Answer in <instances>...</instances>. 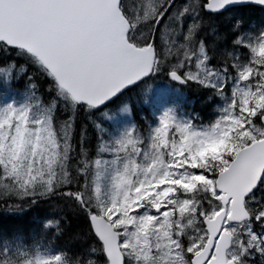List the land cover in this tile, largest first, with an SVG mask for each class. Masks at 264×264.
<instances>
[{
    "label": "snow or ice",
    "instance_id": "1",
    "mask_svg": "<svg viewBox=\"0 0 264 264\" xmlns=\"http://www.w3.org/2000/svg\"><path fill=\"white\" fill-rule=\"evenodd\" d=\"M249 5L264 0H0V53L23 61L0 78L30 89L0 105V211L36 212L0 226V264H264V27ZM157 79L221 103L207 119L163 90L149 115L109 107L151 105Z\"/></svg>",
    "mask_w": 264,
    "mask_h": 264
},
{
    "label": "trees",
    "instance_id": "2",
    "mask_svg": "<svg viewBox=\"0 0 264 264\" xmlns=\"http://www.w3.org/2000/svg\"><path fill=\"white\" fill-rule=\"evenodd\" d=\"M246 14L249 18L250 23H255L257 27H264V10H260L251 6H248ZM229 15L232 16V19H228ZM236 16V10H230L229 12L222 13L217 18L221 25V30L227 29L232 26ZM208 40H212L213 36H208ZM16 60L19 63L23 61L18 57H15L14 54L9 53L5 55L0 53V64H4L9 61ZM46 81H38L37 90L38 95L41 96L43 101L47 100V93L45 92ZM27 81L24 78V74H21L19 79H13L5 82L3 78H0V105L7 102H15L17 104L24 103L27 100V96L30 93V89L26 90ZM153 85L161 86L163 89H166V97L169 103H177L182 106L186 111H193L199 113L203 118L207 119L210 115H214L212 110L217 107V98L213 97L212 100L208 101L207 104H202L201 102L206 100L209 93L208 90H200L194 92L192 90H185L180 88V91H177L176 86L173 84L169 85L163 79H157ZM175 92V93H174ZM127 99L130 102V107L135 108L136 118H139L141 114L149 115V106L145 103H140L137 105V96L133 93H128L125 97H120L115 101L111 102L109 107L115 109L122 100ZM107 109L100 108L98 110H93L92 115L98 120H103V123L106 124L104 118L98 115L99 112L105 111ZM109 114H116L118 111H108ZM108 126V124H106ZM36 214L34 209H27L24 213H5L0 211V226L4 229H13L17 227H22L27 225L33 215ZM42 215L43 213H39ZM71 218V214L69 213Z\"/></svg>",
    "mask_w": 264,
    "mask_h": 264
},
{
    "label": "rangeland",
    "instance_id": "3",
    "mask_svg": "<svg viewBox=\"0 0 264 264\" xmlns=\"http://www.w3.org/2000/svg\"><path fill=\"white\" fill-rule=\"evenodd\" d=\"M155 90H156V93H155V95H154V97H153V99H155L156 100V97L157 96H159V94H160V91L162 90V87L161 86H159V87H157V88H154ZM113 122L114 121H121V119H115V118H113V120H112ZM121 124H123L124 125V123H121ZM116 125H119V123H117ZM115 125V128H117L118 126H116ZM123 127V126H122Z\"/></svg>",
    "mask_w": 264,
    "mask_h": 264
},
{
    "label": "water",
    "instance_id": "4",
    "mask_svg": "<svg viewBox=\"0 0 264 264\" xmlns=\"http://www.w3.org/2000/svg\"><path fill=\"white\" fill-rule=\"evenodd\" d=\"M252 6H256V7H260L259 5H252ZM230 8H232V7H229V8H227V9H230ZM261 8V7H260ZM226 9V10H227ZM225 11V10H224ZM224 11H222V12H224Z\"/></svg>",
    "mask_w": 264,
    "mask_h": 264
}]
</instances>
